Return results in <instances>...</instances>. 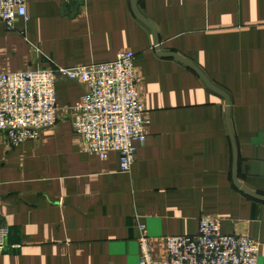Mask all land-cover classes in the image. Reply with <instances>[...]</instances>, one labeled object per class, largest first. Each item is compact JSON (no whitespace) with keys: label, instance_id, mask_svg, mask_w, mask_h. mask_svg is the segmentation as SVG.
I'll list each match as a JSON object with an SVG mask.
<instances>
[{"label":"crops","instance_id":"1","mask_svg":"<svg viewBox=\"0 0 264 264\" xmlns=\"http://www.w3.org/2000/svg\"><path fill=\"white\" fill-rule=\"evenodd\" d=\"M156 28V49L131 0H27L29 19H0V73L109 62L136 54L137 86L151 119L130 172L120 154L88 153L69 108L86 90L56 84L59 119L39 139L0 141V264H140L139 239L155 260L168 236L194 235L200 219L260 243L264 264V0H136ZM232 134L234 140L232 139ZM142 226L145 228L142 229Z\"/></svg>","mask_w":264,"mask_h":264},{"label":"built area","instance_id":"2","mask_svg":"<svg viewBox=\"0 0 264 264\" xmlns=\"http://www.w3.org/2000/svg\"><path fill=\"white\" fill-rule=\"evenodd\" d=\"M29 19L27 0H0V19L9 27ZM59 78L77 81L86 90L69 111L85 150L102 159L120 154L121 170L130 172L151 119L137 86L136 54L123 50L113 61L0 73V141L14 146L37 140L43 129L56 125L60 106ZM145 227L142 226V229ZM9 227L0 224V256ZM140 264H258L260 243L247 235L225 234L216 217L200 219L194 235L168 236L166 257L155 260L149 238L139 239Z\"/></svg>","mask_w":264,"mask_h":264},{"label":"water","instance_id":"3","mask_svg":"<svg viewBox=\"0 0 264 264\" xmlns=\"http://www.w3.org/2000/svg\"><path fill=\"white\" fill-rule=\"evenodd\" d=\"M132 3V8H133V12L136 15V17L138 19H140L143 23H145L148 27H150L154 33L155 36V43H156V49L158 51V53L164 57H173L175 59H177L178 61L186 64L188 67H190L192 70H194L196 73H198V75H200L202 77V79L205 81V83L212 88L214 91L220 93L221 95H223L226 98L227 101V105H228V110H227V114H230V110H229V105H230V99L229 97L226 95V93H224L221 89H219L217 86H215L214 84L211 83V81L208 79V77L205 75V73L195 64H193L192 62L188 61L185 57L177 54V53H172V52H162L161 51V47H160V39L158 36V32L156 30V28L154 27V25L146 18L144 17L137 9V1L136 0H131ZM232 139L234 140V136L232 134ZM234 152H235V160H234V178L235 181L237 183V185L239 187H241V189L247 193L248 195L264 200V196L263 195H259L256 193H253L251 191H249L246 187L242 186L241 183L238 181V165H237V155H238V149H237V145L234 142Z\"/></svg>","mask_w":264,"mask_h":264},{"label":"rangeland","instance_id":"4","mask_svg":"<svg viewBox=\"0 0 264 264\" xmlns=\"http://www.w3.org/2000/svg\"><path fill=\"white\" fill-rule=\"evenodd\" d=\"M137 76H138V74H137Z\"/></svg>","mask_w":264,"mask_h":264}]
</instances>
